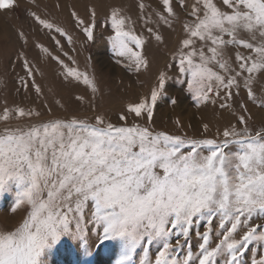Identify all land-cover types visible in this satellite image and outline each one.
Listing matches in <instances>:
<instances>
[{"label":"snow or ice","instance_id":"snow-or-ice-1","mask_svg":"<svg viewBox=\"0 0 264 264\" xmlns=\"http://www.w3.org/2000/svg\"><path fill=\"white\" fill-rule=\"evenodd\" d=\"M162 5L167 15L157 13L159 20L171 27L170 18L177 15L173 0H162ZM179 5L186 11L190 7L192 18L183 25L187 36L181 41L178 68L188 74L193 98L198 104H215L223 91L230 100L242 78L248 100L257 104L254 84L264 77V0H194L190 5L179 0ZM17 6V0H0V11ZM139 7L143 11L145 5ZM30 15L45 29L55 27L36 12ZM71 15L86 41L95 42V9H90L87 22L76 12ZM109 24L108 40L116 56L127 59L129 70H147L146 41L130 26V18L112 8L104 27ZM55 31L72 43L64 29ZM147 31L163 42L152 27ZM19 38L27 43L23 32ZM229 46L247 50L246 55L236 52L235 67L226 55ZM42 51L51 56L47 48ZM52 58L63 65L65 80L82 83L93 95L99 92L95 76L69 67L59 56ZM23 67L31 76L27 59ZM167 80L160 72L150 95L128 103L119 119L127 122L132 116L150 125ZM33 86L39 94L35 81ZM76 99L85 102L84 96ZM240 107L237 124L225 127L221 140L170 135L138 122L117 126L103 115H96L95 123L73 116L12 126L10 120L40 113L5 107L0 115V194L15 189L11 211L24 214L14 228L0 229V264H46L50 251L65 237L78 242L83 255L90 257L87 223L100 229L97 239L102 246L108 242L106 253L113 254L118 245L116 264H137L141 251L139 264H218L220 257L225 264H243L250 244L264 248V123L251 125L249 109ZM258 107L264 111V97ZM201 219L208 227L195 231L198 251L189 247L180 256ZM152 247L155 252L149 255ZM252 264H264V255L253 257Z\"/></svg>","mask_w":264,"mask_h":264},{"label":"rangeland","instance_id":"rangeland-1","mask_svg":"<svg viewBox=\"0 0 264 264\" xmlns=\"http://www.w3.org/2000/svg\"><path fill=\"white\" fill-rule=\"evenodd\" d=\"M194 0H186L190 5ZM140 3L145 5L142 11ZM18 6L11 11H0V115L7 107L12 110L17 107L25 111L39 112V117H23L10 120L12 126H27L56 118L71 119L76 116L89 123H95L96 115H103L107 122L117 126L138 122L145 124L155 131H164L170 135L187 136L194 139L215 138L223 139L222 133L225 127L236 125V116L242 113L241 104L249 109L253 119L249 123L259 127L264 123V111L258 107L259 98L264 97V77H259L254 84V90L258 97L257 104L247 98V90L243 88L233 89L232 99H227L221 91L217 102L212 104H198L193 94L188 91V74L181 73L178 68V54L181 41L187 33L183 25L191 21L188 15L190 7H180L179 0H173L176 17L170 18L171 27L159 20L157 13L164 12L162 0H17ZM112 8H119L122 14L130 18V26L138 35L145 39L144 55L149 61L147 70L136 72L134 66L129 70V62L126 58L116 56L108 36L112 34L110 24L107 28L105 18L110 15ZM90 9L97 12V40L87 42L81 28L76 26V19L71 15H77L86 22L90 16ZM36 12L42 19L48 20L55 27L64 29L67 35L72 36L69 44L67 36H61L55 31L43 28L30 15ZM146 21H148L146 23ZM152 27L154 32L162 35L163 42H157L154 36L147 31ZM19 32L25 34V40L19 38ZM59 40L58 45L56 41ZM197 41V45H199ZM42 48H47L51 56L45 54ZM207 51V49H205ZM68 55L65 56L64 53ZM240 52L247 54V50L235 46H229L226 55L230 56L233 66H236L235 55ZM23 53V58H20ZM59 56L71 68L81 72H88L89 76H95L99 92L93 95L91 90L72 78L65 80V69L52 57ZM177 57V58H174ZM27 59L32 67V75L27 74L23 67V61ZM121 63L117 64L116 61ZM75 61V63H73ZM170 65V67H169ZM218 70V69H217ZM160 72L168 76L166 91L158 99L154 110L153 121L150 125L146 120L135 119L129 116L127 122L121 121L119 116L126 113L128 103H136L145 96H149L151 89L157 84ZM35 84L41 88L37 94ZM27 84V87H25ZM239 95H235L236 92ZM77 96H84L85 102L77 101ZM176 103L173 104L172 101ZM221 103H227L229 108H221ZM179 121V124L177 123ZM208 125L205 131L204 125ZM3 122H0V128ZM243 127V125H237ZM234 149V146H232ZM15 202V189L9 193L0 194V229L14 228L22 219L23 212L11 211ZM192 238L179 250V255L186 254L189 247L198 251L199 238L195 231H204L208 227L207 221L201 219L197 222ZM86 237L91 245L92 256L85 257L78 242L68 238L61 241L50 251L46 257V264H84L85 260L91 264H116L118 259V245L113 254L104 251L105 246L100 245L97 234L100 231L94 223L85 226ZM115 245V242H112ZM155 248H150L149 255H153ZM141 251L136 257L137 264L143 257ZM264 255V248L260 244L252 243L242 257L243 264H252V259H259ZM218 264H225L224 258L218 259Z\"/></svg>","mask_w":264,"mask_h":264}]
</instances>
